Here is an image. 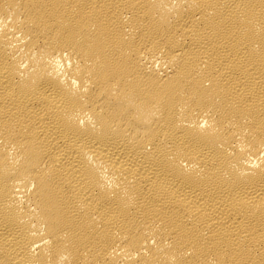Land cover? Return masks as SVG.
<instances>
[{"label":"bare ground","instance_id":"obj_1","mask_svg":"<svg viewBox=\"0 0 264 264\" xmlns=\"http://www.w3.org/2000/svg\"><path fill=\"white\" fill-rule=\"evenodd\" d=\"M0 264H264V0H0Z\"/></svg>","mask_w":264,"mask_h":264}]
</instances>
